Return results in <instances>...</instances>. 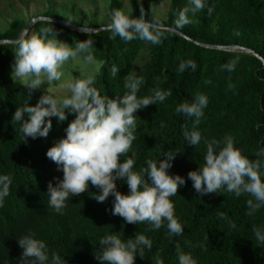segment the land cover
<instances>
[{
    "label": "trees",
    "instance_id": "1",
    "mask_svg": "<svg viewBox=\"0 0 264 264\" xmlns=\"http://www.w3.org/2000/svg\"><path fill=\"white\" fill-rule=\"evenodd\" d=\"M163 1H144L147 18H151V5L156 7ZM187 2L170 0L167 18L161 17L163 23L172 26L176 14ZM206 4L214 8L210 16L207 7L195 17L189 14L195 23L178 31L193 41L178 33L168 35L160 45L139 39L126 43L119 37L110 39L108 32L92 37L94 56L103 62L94 85L101 95L112 98L122 95L126 91L124 77L134 71L135 63L144 52L148 53V60L137 75L144 78L145 84L138 95H150L157 85L164 91H172L164 102L135 114L136 139L128 154L135 161L134 170L146 166L149 159L157 162L164 159L161 155L167 151H182L169 170L172 175L187 178L189 171L200 167L205 146L201 143L194 148L186 144L183 137L185 126L191 130L193 118L175 112L179 104L191 103L197 92L205 94L209 100L198 128L203 137L222 139L231 134L236 147L252 159L255 151L264 148V63L243 52L214 50L201 45L239 46L264 58V0H206ZM134 5L129 14L139 16L138 0H134ZM114 8L123 9L122 0H112L108 12ZM53 24L38 22L31 30L53 26L62 31L64 41L73 46L77 40L89 39L86 34ZM25 27V23L13 22L0 39L14 40ZM11 50V47L0 46V175H8L12 180L10 194L0 207V264H20L23 250L18 237L29 233L44 240L49 253L57 252L67 264H101L94 253L100 247L99 240L113 232L122 239L134 238L142 232L152 240V250H146L145 258L137 256L135 264H154L152 258L157 251L164 264H178L177 244L191 253L197 264H264V246L255 245L252 232L253 225L264 228V208L249 217L246 215L248 197L201 196L193 189L191 180L171 197L175 214L184 226L180 236L169 237L166 227L148 231L150 225L146 223L126 224L123 218L109 211L114 197L98 203L91 194L99 190L92 186L82 195L70 197L62 215L49 208V182L55 186L63 178V172L46 153L66 136L65 129L75 117L69 114L68 120L62 123L52 118L53 128L47 138L29 137L23 141L20 123H12L14 113L23 104L34 106L43 94L40 89L29 93L19 81L14 82L11 72L15 54ZM189 59L196 62V71L189 69L177 75L175 69L179 62ZM233 60L236 61L234 71L220 70ZM112 65L120 69L115 77L110 74ZM209 80L211 83H206ZM229 84L234 87L229 89ZM162 121L164 128L160 127ZM121 159L123 162L124 157ZM117 186L119 191L128 194L124 181L118 180ZM220 212L236 224L234 229L218 217ZM201 244L203 247H197Z\"/></svg>",
    "mask_w": 264,
    "mask_h": 264
},
{
    "label": "clouds",
    "instance_id": "2",
    "mask_svg": "<svg viewBox=\"0 0 264 264\" xmlns=\"http://www.w3.org/2000/svg\"><path fill=\"white\" fill-rule=\"evenodd\" d=\"M139 3V16L114 8L107 13V23L99 28L83 24L79 31L88 35L89 39L77 40L74 46L58 38L52 17H42L41 20L43 24L53 26H42L38 31L26 27L14 40L0 41V46L14 49L11 76L15 83L19 81L29 93L45 83L49 85L37 104H23L14 113L12 123H20L23 141L26 142L29 137L47 138L53 128L52 118L62 123L68 120L69 114L75 117L65 129L66 136L46 153L47 158L63 172V178L55 186L49 182L48 207L62 215L70 197L80 196L92 186L99 190L91 194L98 203L114 197L109 211L111 215L123 218L126 224L146 223L150 225L148 231L166 227L169 237L180 236L184 226L175 214L171 197L178 194L187 180H191L193 189L201 196L233 194L236 198L248 197L246 215L254 216L264 208V148L255 151V158L252 159L236 147L231 134L222 139L203 137L198 128L209 103L203 93L197 92L191 103L184 102L175 108L177 114L193 118L191 130L185 126L183 131L186 144L194 148L201 143L205 146L200 167L189 171L187 178L172 175L169 170L182 151H167L161 155L164 159L160 158L158 162L149 159L145 162L146 166L134 170L135 161L128 154L136 139L135 114L152 104L164 102L172 91H164L157 85L151 89L150 95L140 96L138 93L145 84L144 78L130 71L124 77L126 91L122 95L115 98L101 95L94 85L103 62L94 56L92 37L103 31L111 33L110 39L119 37L126 43L139 39L160 45L168 35L195 23L189 14L195 17L206 7L209 16L214 11L213 7L207 6L206 0H188L187 5L176 14L172 26H167L153 5L149 19L143 0ZM66 22L73 24L71 18ZM69 62L79 65L78 78H66L64 69ZM235 65L236 61H229L220 70L231 72L235 70ZM189 69L196 71L194 60H181L175 71L180 75ZM119 71L116 65L110 68L112 77ZM156 79L159 80L158 77ZM54 86L67 95H55L52 91ZM233 87L229 84V89ZM160 127H165L163 121ZM118 180L127 184L128 194L118 190ZM11 183L8 175H0V207L10 194ZM218 217L227 221L231 228L236 227L225 213H218ZM252 232L255 245L264 246V228L253 225ZM208 239L206 236L205 240ZM18 244L23 250L20 264H67L57 252L49 253L45 241L36 238L34 233L18 237ZM98 244L100 247L94 255L101 264H135L137 256L145 258L146 250L150 252L153 248L152 240L142 232L129 239H122L113 232L102 237ZM204 250L207 251V248ZM176 256L178 264H197L192 254L185 252L179 244L176 245ZM152 260L154 264H164L159 251Z\"/></svg>",
    "mask_w": 264,
    "mask_h": 264
},
{
    "label": "rangeland",
    "instance_id": "3",
    "mask_svg": "<svg viewBox=\"0 0 264 264\" xmlns=\"http://www.w3.org/2000/svg\"><path fill=\"white\" fill-rule=\"evenodd\" d=\"M112 0H0V37L7 31L13 22H22L26 26L34 19L54 16L52 18L62 21L68 25L66 19L71 18L72 27L80 28L83 24L90 27L99 28L107 23V13ZM145 0H143L144 3ZM123 9L126 13H131L135 8L134 0H122ZM139 2V0H138ZM103 6V7H102ZM157 14L162 18H167L170 9V0H164L163 3L155 7ZM40 23H43L42 20ZM66 27V26H64ZM68 28V27H66ZM58 32V38L64 41L62 31ZM4 40V39H0ZM14 54V49L11 50ZM148 60V53L144 52L137 60L134 72L137 74ZM67 79L78 78L79 65H73L69 62L65 66ZM13 79V78H12ZM48 84L41 86L42 94H45ZM53 93L57 96L67 95L54 86Z\"/></svg>",
    "mask_w": 264,
    "mask_h": 264
},
{
    "label": "water",
    "instance_id": "4",
    "mask_svg": "<svg viewBox=\"0 0 264 264\" xmlns=\"http://www.w3.org/2000/svg\"><path fill=\"white\" fill-rule=\"evenodd\" d=\"M52 20H53V23H55V24H58V25H61V26H66V27L70 28L71 30L77 31L79 33H82V32L79 31V28H77V27L68 26V25L64 24L60 20H56V19H52ZM40 21H41V18L40 19H34L26 27L32 29V27L35 24H37L38 22H40ZM102 32L103 31H101L100 33H102ZM177 33L179 35H181L183 38L188 39L189 41H193L191 38L185 36L184 34L179 33V32H177ZM1 41L7 42V41H11V40H1ZM201 45L203 47H205V48L214 49V50H222V51H227V52H243V53L255 56L256 58L260 59L264 63V58H262L257 52H255V51H253L251 49H247V48H243V47H239V46L222 47V46H211V45H203V44H201Z\"/></svg>",
    "mask_w": 264,
    "mask_h": 264
}]
</instances>
